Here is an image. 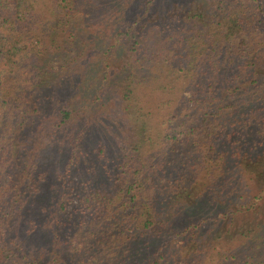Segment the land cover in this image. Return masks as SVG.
I'll return each mask as SVG.
<instances>
[{"label": "trees", "instance_id": "16d2710c", "mask_svg": "<svg viewBox=\"0 0 264 264\" xmlns=\"http://www.w3.org/2000/svg\"><path fill=\"white\" fill-rule=\"evenodd\" d=\"M132 2L117 3L123 16L132 13L128 27L114 26L108 38L100 37L106 49L126 45L117 98L132 133L120 136L114 166L107 167L105 160L109 191L83 187L79 193L70 188L63 194L59 210L67 211V204L71 215L76 209L77 218L52 230L54 247L48 253L61 245L67 252L55 259L61 264L185 263L203 251L188 239L203 222L200 213L190 215L205 201L199 195L233 194L236 180L247 196L239 201L240 193L229 210L233 219L246 217L247 222L237 224L232 239L240 255L233 253L225 264H256L264 226L257 211V220L250 221L249 215L264 196V0H208L206 12L190 0ZM108 4L0 0L4 156L38 115L54 112L55 128L75 120L74 104L61 102L57 94L75 78L79 53H72L73 48L91 43L94 36L86 25L99 22L96 33L103 36L112 23L98 19ZM50 51L58 57L55 70L44 67ZM84 93L96 97L88 88ZM233 97L239 99L238 110L225 113ZM20 153L21 148L17 160ZM20 166L14 167L18 176ZM253 181L256 190L251 189ZM194 193L196 203L186 205ZM23 205L22 200L0 204V264H40L31 244L18 234L22 224L16 217ZM178 209L185 218L176 226L171 219ZM28 223L31 231L32 219ZM171 233L175 237L169 244L160 242V236ZM134 242L142 258L134 261L128 255L122 260ZM250 249L252 255L246 253Z\"/></svg>", "mask_w": 264, "mask_h": 264}, {"label": "rangeland", "instance_id": "374dc122", "mask_svg": "<svg viewBox=\"0 0 264 264\" xmlns=\"http://www.w3.org/2000/svg\"><path fill=\"white\" fill-rule=\"evenodd\" d=\"M119 1L121 0H109V4L104 6L102 13L98 15L99 20L112 22L106 25L108 30L105 28L104 35L101 36L100 33L97 35L99 28L96 26L100 23L95 24L94 20H91L86 25L92 36L94 35L90 37L91 43L78 44L72 50V53H79L77 70L72 73L75 78L72 76V83L68 84L66 89L60 88L57 96L61 102L74 104L76 118L75 114L73 118L75 120L63 128H55L56 114L52 111L45 112L43 115H38L35 122L22 131L18 140L19 144L14 145L8 157L3 155V151L1 152L2 144L0 143V204L6 206L10 202L23 201L24 205L16 217V222L20 220L22 224L20 229L18 228V234L25 239L27 246L31 244L33 253L40 264H61L60 261L56 263L55 259H62V256H66L67 253L61 245L56 247L54 254L48 253L54 247L52 230L59 228L62 224L65 225L68 220H75L76 217V209H73V215H71L68 211L72 207L69 209L67 204V211L59 210L61 209L59 202L63 194L70 188H73V194L79 193L83 187L99 193L109 191L112 181L108 178L104 166L105 160L108 158L107 167L114 166L116 158L120 156V136L132 133V128L129 127L117 98L120 86V64L126 45L120 43L106 49L102 44L104 41H101V38L109 37L106 34L114 29V26L123 24L126 28L127 23L131 22L132 13L125 11L123 16L122 10L117 6ZM123 1L125 4L131 2L130 5H132L134 0ZM190 1H197L200 9L204 8L203 11L206 12L205 6L207 7L208 0ZM113 11L116 18H113ZM262 22L264 26V20ZM197 28L204 30L202 23H197ZM48 56L44 61V67L48 69L51 66L54 68L51 69L55 70V64L58 62L57 54L50 51ZM85 88L92 90L93 96L96 97L84 93ZM238 100V98H231L230 105L224 107L225 113L237 111ZM2 131L7 132V127H0V135ZM19 148H21L20 160H17L16 151L18 152ZM100 148L103 152L99 154ZM19 162H21V176H18L14 169ZM31 171L33 176L31 174L28 176ZM234 171L235 169L231 170V174ZM41 175L43 177L39 178ZM256 185L257 182L253 181L251 189L256 190ZM231 187H233V194L224 190L217 191L215 194L217 196L210 193L199 195L204 196L205 201L198 204L200 211L191 210L190 215L195 216L196 213H200L199 219L202 218L203 222L195 236H188V239L203 251L192 259L187 258L185 263L178 261L177 264H225L232 261L233 253L240 255L238 246L236 247L238 243L232 239L236 237L234 233L237 224L247 222V218L234 217L233 219L232 211L229 209L232 208L240 193L243 194L238 198L239 201H245L247 195L243 186L236 180ZM231 190L230 188L228 192ZM194 196L198 195L194 193L185 204H195L196 201H192L195 200ZM181 210L178 209L175 217L171 219V223L176 226L185 218L180 215ZM256 211L264 226V196L259 200L255 211L249 215L250 221L257 220ZM29 218L33 222L31 231H27V227L31 226L30 223L27 224ZM261 228L259 236L261 243L257 249L256 264H264L262 258L264 227ZM252 236L251 241L254 245L255 234ZM174 237V233H171L159 238L160 242L169 244L170 239ZM136 243L134 242L129 252L123 255L122 260L128 255L134 261L142 258L143 253L137 254ZM234 247L236 248L233 249ZM246 253L252 255V249Z\"/></svg>", "mask_w": 264, "mask_h": 264}]
</instances>
